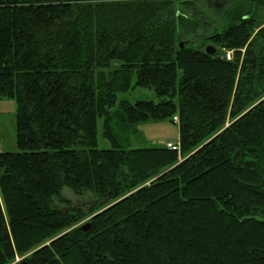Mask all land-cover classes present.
<instances>
[{"label":"trees","instance_id":"obj_1","mask_svg":"<svg viewBox=\"0 0 264 264\" xmlns=\"http://www.w3.org/2000/svg\"><path fill=\"white\" fill-rule=\"evenodd\" d=\"M176 2L0 0L19 150L0 153V264H264V15L236 8L216 60L197 38L214 21ZM135 87L160 102L118 103ZM175 117L179 152L126 149L140 124Z\"/></svg>","mask_w":264,"mask_h":264},{"label":"rangeland","instance_id":"obj_2","mask_svg":"<svg viewBox=\"0 0 264 264\" xmlns=\"http://www.w3.org/2000/svg\"><path fill=\"white\" fill-rule=\"evenodd\" d=\"M178 5V1L176 0ZM194 2V8L199 13L205 14L209 20H213L215 25L210 32H200L197 38L205 39L203 43L207 46L213 45L211 38L217 36L218 32H221L225 25L231 20L230 16L232 12L238 8L246 5L243 11H256L258 17L264 15V8H259L257 6L258 0H228V5L221 15L215 13L214 8H210L207 4V0H189ZM191 2V3H192ZM178 9L185 15H189L191 10H187L186 7L179 5ZM189 38H181V42L186 43ZM201 40H196V43L192 48L196 49L200 46ZM214 46V45H213ZM205 47V48H206ZM204 48V49H205ZM227 53V52H226ZM136 79H133V86H135ZM120 101H126L131 104L137 102H154L159 103L160 99L156 95L154 89H144L135 87L131 89L126 94H121L118 96V103ZM17 102L12 99H0V148L3 152H18L17 148V135H16V113H17ZM117 109V107L115 108ZM138 132L133 135H129L128 142L126 144V149L128 150H139V149H155L163 148L166 144L172 143L174 145H180V131L179 125L175 121L164 120V121H149L137 126ZM105 133V122L104 119L99 120L98 123V149L106 150L112 147L109 140L104 136ZM14 145V146H13ZM1 150V149H0ZM64 199L67 200L71 206L83 207L88 210L91 206L95 204V197L90 193H85L83 195H75L69 190H65ZM0 209H3V203L0 196ZM89 220L81 223V225H87Z\"/></svg>","mask_w":264,"mask_h":264},{"label":"water","instance_id":"obj_3","mask_svg":"<svg viewBox=\"0 0 264 264\" xmlns=\"http://www.w3.org/2000/svg\"><path fill=\"white\" fill-rule=\"evenodd\" d=\"M216 38H217V36L212 37L211 41L215 40ZM180 47H181V49H184V47H185L184 43H182L181 40H180ZM205 52L210 56H215L216 60H220V57L217 56V49L213 45L207 46L205 48ZM89 227H90V225L87 224V225L82 227V230L86 232V231H88Z\"/></svg>","mask_w":264,"mask_h":264},{"label":"built area","instance_id":"obj_4","mask_svg":"<svg viewBox=\"0 0 264 264\" xmlns=\"http://www.w3.org/2000/svg\"><path fill=\"white\" fill-rule=\"evenodd\" d=\"M226 59L229 61L232 60L233 59V52H227L226 53ZM175 121L178 122V118H175ZM166 148L169 150L175 151V152H179L181 149L179 144L174 145L172 143L166 144Z\"/></svg>","mask_w":264,"mask_h":264},{"label":"crops","instance_id":"obj_5","mask_svg":"<svg viewBox=\"0 0 264 264\" xmlns=\"http://www.w3.org/2000/svg\"><path fill=\"white\" fill-rule=\"evenodd\" d=\"M13 146H14V145H13ZM0 149H1V150H0V153L3 152V151H2V148H0Z\"/></svg>","mask_w":264,"mask_h":264}]
</instances>
